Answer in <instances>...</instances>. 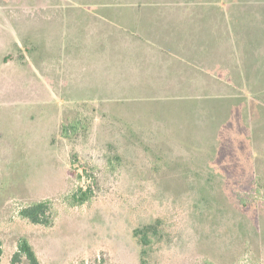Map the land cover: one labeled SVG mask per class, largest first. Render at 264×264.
Masks as SVG:
<instances>
[{"label": "rangeland", "instance_id": "374dc122", "mask_svg": "<svg viewBox=\"0 0 264 264\" xmlns=\"http://www.w3.org/2000/svg\"><path fill=\"white\" fill-rule=\"evenodd\" d=\"M135 2L0 0V80L22 88L19 94L11 86L0 97V264L10 263L23 237L42 264H90L101 253L109 264H140L133 233L147 225L162 232L148 264H264V129L255 132L256 174L245 170L238 179L245 183L166 178L178 156L170 158L175 133L180 146L173 150L198 146L203 159L214 155L204 151L245 135L241 125L249 107L264 104V90L220 89L207 81L201 65L212 69L221 39L212 22L201 24L203 44L186 35V45L177 42L165 53L151 36L166 34V17L155 16L164 10L156 4L142 21ZM255 12L264 15V6ZM249 21L230 27L229 41L242 51L264 44V18ZM196 40L203 51L195 50ZM127 81L141 84L121 89ZM100 85L105 88H92ZM234 101L247 105L242 121ZM80 121L77 135L61 136L63 127ZM228 154L215 155L230 161ZM90 184L92 203L70 207L67 198ZM47 201L55 210L52 227L19 218L22 208Z\"/></svg>", "mask_w": 264, "mask_h": 264}, {"label": "crops", "instance_id": "0c3cea01", "mask_svg": "<svg viewBox=\"0 0 264 264\" xmlns=\"http://www.w3.org/2000/svg\"><path fill=\"white\" fill-rule=\"evenodd\" d=\"M166 1L152 3V0L144 2L136 0V2L133 3L137 7V15L142 16V21H144L146 17L150 15L152 16V13L150 12L152 8H155L156 4H160V9L165 11L159 12L155 15L157 18L166 17L167 19L164 25V32H166V34L158 35L160 37L157 35H151L154 38V42L156 43L155 45L158 46L157 48L160 50L162 49L166 53L173 51V48L178 46L177 42H179L180 46L183 45V43L186 45L185 41L189 42V40H187L188 36L186 35L190 36L195 34L197 37L198 34L202 33L201 24H208V22H212L213 29H215L221 39L219 38L220 41L216 46V51L212 54L214 56V63H210L212 69L208 70L207 65H205L204 69V65H201V69L209 73L207 75V81H209L208 79L214 82L216 81L219 84L217 86L220 87V89L230 88L231 86V88L240 89L243 85L248 84L249 87L254 89V91L261 89L264 90V44L259 45L258 49L254 50H247V47L245 46L246 49L242 51L239 46L236 48L232 46L233 42L229 41L233 39L231 38L233 32L231 33L230 27L234 21L238 20L246 22V20H248V22H250L249 20L253 18H264L263 13L260 14L259 12H255V8L258 6H264V2H261V0H236L234 3L228 2L229 0ZM149 19L150 18L147 20ZM249 24L251 28L252 23ZM172 28L177 29V31H174ZM176 32L179 34H174ZM173 35L179 37V41L174 39ZM198 39L201 41V44L205 42L203 38H199V36ZM262 40L264 42V39ZM196 43L195 50L203 51L204 48L197 40ZM184 48L186 49V46H184ZM147 68L150 69L149 66L145 69ZM148 73L150 72L148 71ZM136 82L122 83L120 85L121 89L123 88V85L126 84L129 85L128 87H131L134 84H141ZM143 82L144 88L148 89L150 87V83H147L146 81ZM64 86L67 85L64 84ZM99 87L100 88H92H105L103 85H100ZM86 89L88 88L86 87ZM262 95L263 94H261L260 97H262ZM237 96L241 99V96ZM234 105L237 106V112H239L236 117L242 121L245 116L243 113L247 110V105L243 102L238 103L237 101H234ZM248 114V119L243 121L244 125H241L240 128L242 133L245 135L236 142H234L233 139L227 140L225 138L219 140L218 143L224 146L216 145L217 148L213 146V149L209 148L205 150L204 152L206 154H214L208 155L205 159H203V156L198 155V146L187 152H185L181 147H179V150H177L178 147L173 150L172 148H175V145L180 146L178 133H175L174 136L176 137L175 139L177 140V144L171 146V152L174 154H185L184 160H188L190 162L188 165V174H186L185 177L194 179L215 178L217 180H214V183L217 184H242L245 182L238 180L240 177L244 176L242 172L247 170V174L251 175L253 172L256 174V161L260 159V152L256 149L257 139L255 132L260 128L264 129V104L262 103L254 109L249 107ZM246 139H248V143L246 142ZM237 143L247 145L238 147ZM225 145H234V147L231 146L230 150L227 151V147ZM217 151H219V155H225L229 152L228 155H231V160L226 161L222 158V156L215 155ZM257 151L259 152L258 154ZM178 159H182V156L180 155L179 157H175V160ZM199 183L206 184L208 182L201 180Z\"/></svg>", "mask_w": 264, "mask_h": 264}, {"label": "trees", "instance_id": "16d2710c", "mask_svg": "<svg viewBox=\"0 0 264 264\" xmlns=\"http://www.w3.org/2000/svg\"><path fill=\"white\" fill-rule=\"evenodd\" d=\"M21 57L24 60L22 61V66H26L27 65V61L26 58L24 56H18ZM2 61V59H1ZM6 61L8 60V56L4 57V64H6ZM11 86L13 85H7L5 82H2L0 80V97H4L7 96L9 91V88H12ZM15 87H17L19 90V94L22 93V88L21 86H18L17 84L13 86V88L15 89ZM13 89V91H14ZM15 97H19L18 94H15ZM22 97V95L20 96ZM147 98H144V100H146ZM141 100V99H140ZM3 103V102H0ZM82 121H80L78 123V125H73L70 127H63L62 131H61V136L64 139H71L73 135H77L79 133V131L81 130V126H82ZM69 130L71 131V133L69 132ZM155 137V136H153ZM150 142L147 141V143H145L146 145H152L154 146V143L151 142V144H149ZM143 144V141L142 143ZM131 146V144H130ZM156 150V148H154ZM179 150V149H177ZM139 151H144L142 149H140ZM149 151V150H148ZM165 152V157L167 159L166 156V151L163 150ZM162 151V152H163ZM131 151H129L128 153H130ZM156 152V151H154ZM133 153V152H131ZM182 156V159H178L176 161H172L170 163V167L169 168V173L167 174V177H169V179H172L170 181H167L169 184H175L178 183L174 182L173 179L174 178H178L181 175V178L185 179L187 177L186 174H188V165H184L182 162L184 161V155L183 153H178ZM177 154V155H178ZM178 155V157L180 156ZM74 158H72L70 164L72 166L73 172L77 173V168L75 169V166H78V157L77 155H73ZM175 154L172 153V157H174ZM84 173H88V171L86 170V168L84 167L83 169ZM211 174V173H209ZM208 174V175H209ZM79 176L83 177V174H79ZM194 178H192V182L191 184H202L199 183L198 179L193 180ZM201 180H205L206 184L204 185H216L217 183H214V180H216L215 178H206V179H201ZM188 181V180H186ZM94 184L96 185L97 182L95 181ZM225 185V184H223ZM226 185H238V184H226ZM96 195V191L94 190V186L93 184H90L87 187H80L78 189V191L74 194H72L70 197L67 198V203L70 207H81L84 205H89L90 203H92L93 199L95 198ZM54 215H55V210L53 208V205L51 202H38L35 204H31L25 208H22L21 211L19 212V218L28 222L29 224L33 225V226H43V227H52L53 225V221H54ZM160 235H162L161 230L159 229L158 226L156 225H147V226H143L142 228L136 230L133 233V237L138 241L140 247H141V251H140V264H148L147 256H149V251L155 246V244H157L158 242V238L160 237ZM107 254L106 253H101L99 256H97L94 261H92L90 264H109V260L106 258ZM9 264H42V261L39 257V255L37 254V251L35 250V248L33 247V245L31 244V242L23 237L21 239H19L18 243H17V251L13 254L10 263ZM81 264H87L86 262L82 261ZM208 264V263H205Z\"/></svg>", "mask_w": 264, "mask_h": 264}]
</instances>
